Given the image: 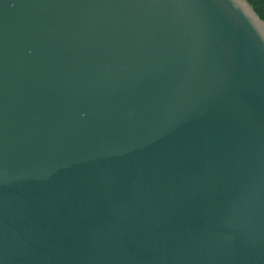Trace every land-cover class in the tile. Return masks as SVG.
Masks as SVG:
<instances>
[{"label": "water", "instance_id": "water-1", "mask_svg": "<svg viewBox=\"0 0 264 264\" xmlns=\"http://www.w3.org/2000/svg\"><path fill=\"white\" fill-rule=\"evenodd\" d=\"M0 264H264L247 0H0Z\"/></svg>", "mask_w": 264, "mask_h": 264}, {"label": "trees", "instance_id": "trees-1", "mask_svg": "<svg viewBox=\"0 0 264 264\" xmlns=\"http://www.w3.org/2000/svg\"><path fill=\"white\" fill-rule=\"evenodd\" d=\"M253 4L254 8L264 15V0H249Z\"/></svg>", "mask_w": 264, "mask_h": 264}, {"label": "rangeland", "instance_id": "rangeland-1", "mask_svg": "<svg viewBox=\"0 0 264 264\" xmlns=\"http://www.w3.org/2000/svg\"><path fill=\"white\" fill-rule=\"evenodd\" d=\"M247 2H248L249 5L253 8V10H254V12L256 13V15H257L260 19H262V20L264 21V15H263L262 13L258 12V11L254 8L253 4L249 2V0H247Z\"/></svg>", "mask_w": 264, "mask_h": 264}]
</instances>
